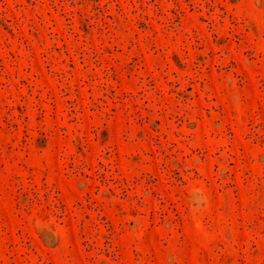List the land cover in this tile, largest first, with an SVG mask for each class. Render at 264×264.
<instances>
[{"label": "rangeland", "instance_id": "obj_1", "mask_svg": "<svg viewBox=\"0 0 264 264\" xmlns=\"http://www.w3.org/2000/svg\"><path fill=\"white\" fill-rule=\"evenodd\" d=\"M0 264H264V0H0Z\"/></svg>", "mask_w": 264, "mask_h": 264}]
</instances>
